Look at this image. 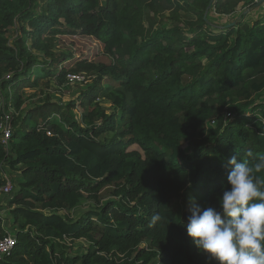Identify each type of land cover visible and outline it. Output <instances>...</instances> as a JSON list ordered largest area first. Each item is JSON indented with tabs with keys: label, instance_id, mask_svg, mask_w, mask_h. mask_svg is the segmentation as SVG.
<instances>
[{
	"label": "trees",
	"instance_id": "1",
	"mask_svg": "<svg viewBox=\"0 0 264 264\" xmlns=\"http://www.w3.org/2000/svg\"><path fill=\"white\" fill-rule=\"evenodd\" d=\"M262 3L0 0V120L12 126L7 143L0 130V188L17 177L0 195L16 237L0 264H217L183 224L192 199L219 207L232 156L252 166L264 153V15L210 13ZM78 34L110 60L58 49ZM82 82L66 104L47 93Z\"/></svg>",
	"mask_w": 264,
	"mask_h": 264
},
{
	"label": "clouds",
	"instance_id": "2",
	"mask_svg": "<svg viewBox=\"0 0 264 264\" xmlns=\"http://www.w3.org/2000/svg\"><path fill=\"white\" fill-rule=\"evenodd\" d=\"M255 161L250 166L236 155L228 160L218 208L190 200L183 227L198 251L217 264H264V179L253 174L264 171V153Z\"/></svg>",
	"mask_w": 264,
	"mask_h": 264
},
{
	"label": "rangeland",
	"instance_id": "3",
	"mask_svg": "<svg viewBox=\"0 0 264 264\" xmlns=\"http://www.w3.org/2000/svg\"><path fill=\"white\" fill-rule=\"evenodd\" d=\"M241 14L246 15V19L250 22H252L254 19L262 18L264 15V1L263 3L255 10H251L248 7L242 6L237 9L236 14L231 16H219L212 11L210 13L211 19H213L216 22H219L221 24H231L232 21H234L236 18H238ZM164 23L169 24L167 21H164ZM60 38L57 41L58 49L60 51H64L67 53H73L75 58H87L92 61L97 62H108L110 58L104 53V47L103 45L96 40L93 37L90 36H83V35H65V36H59ZM91 80L89 81V83ZM70 87V88H68ZM85 87V85L82 83H76L72 84L70 86H62L58 87L56 84H53V86L50 89H47V93L53 97L52 99L54 101L62 102L63 104H66V102L78 99L79 93L81 92L82 88ZM28 94L31 95L34 93L35 96H33L32 101L36 100L40 94L39 91H34L33 89H26ZM63 91V94L59 93V91ZM109 113L112 112V105L109 102H104L101 104ZM82 112L80 106L77 107L76 113L77 115H80ZM211 125V123L209 124ZM187 149H190L189 146L186 147ZM9 179L12 182V191L14 190V182L16 181L17 177L7 175ZM7 184V182H6ZM113 188H109L106 190V196L112 195ZM108 192V193H107ZM7 196L11 197V193H9ZM8 197V198H9ZM7 198V199H8ZM0 201V205L6 204V200ZM93 207V204L89 201H84V203L72 211H67L68 214H70L72 217H80L81 213L86 211L89 207ZM4 207V206H3ZM0 209V231L3 229L8 231L13 228L12 225V219L10 218V212L8 209L3 208ZM12 235H15L14 233H11ZM89 243L86 240H79L72 246L71 252L73 254H82L86 252V249L89 247Z\"/></svg>",
	"mask_w": 264,
	"mask_h": 264
},
{
	"label": "built area",
	"instance_id": "4",
	"mask_svg": "<svg viewBox=\"0 0 264 264\" xmlns=\"http://www.w3.org/2000/svg\"><path fill=\"white\" fill-rule=\"evenodd\" d=\"M264 0H254L256 3H261ZM68 79L71 83H75L77 81H82L83 76L76 75V74H70L68 75ZM0 130L3 132L2 141L7 143L12 135V126H11V118L9 115L5 116V119L2 121L0 120ZM12 192V183L8 179L7 184H5L3 187L0 188V195H8ZM13 233L11 230L7 231V235L0 238V261L10 253V251L13 249V247L16 245V237L15 235H12Z\"/></svg>",
	"mask_w": 264,
	"mask_h": 264
},
{
	"label": "crops",
	"instance_id": "5",
	"mask_svg": "<svg viewBox=\"0 0 264 264\" xmlns=\"http://www.w3.org/2000/svg\"><path fill=\"white\" fill-rule=\"evenodd\" d=\"M235 21V20H234ZM234 21L231 22V24H234ZM11 218V217H10Z\"/></svg>",
	"mask_w": 264,
	"mask_h": 264
},
{
	"label": "water",
	"instance_id": "6",
	"mask_svg": "<svg viewBox=\"0 0 264 264\" xmlns=\"http://www.w3.org/2000/svg\"><path fill=\"white\" fill-rule=\"evenodd\" d=\"M210 7H211V5L209 6V8H210ZM209 8H208V9H209Z\"/></svg>",
	"mask_w": 264,
	"mask_h": 264
}]
</instances>
